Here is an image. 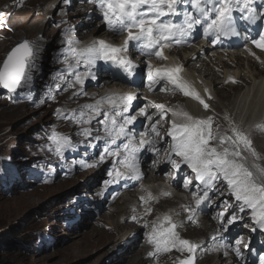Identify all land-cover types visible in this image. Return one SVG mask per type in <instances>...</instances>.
<instances>
[{
	"label": "snow or ice",
	"instance_id": "obj_1",
	"mask_svg": "<svg viewBox=\"0 0 264 264\" xmlns=\"http://www.w3.org/2000/svg\"><path fill=\"white\" fill-rule=\"evenodd\" d=\"M67 3L68 0H63ZM95 3L100 12L99 19L105 25V30L125 36L122 45L109 43L102 39L92 41L81 47L80 41L69 38L72 28L62 32L65 45L53 55L54 61L63 63L66 68L53 72L50 79L55 84H46L47 91L41 97L45 100H56L57 93L83 86L86 80H95L93 69L98 63L109 68L119 69L124 78H131L139 67L126 55L131 44L140 55L146 58V87L149 91L179 92L197 101L205 112H211L204 117H196L182 108H169L165 104L148 101L143 106L133 108L137 99L135 93H109L91 104L81 105L79 110H71L65 114L62 109H56L54 115L64 120H71L81 125L77 135L90 138L91 141L103 140V147L98 162L111 158L105 185L119 184L124 181L140 182L144 178L141 171L142 152L157 153V139L161 137L162 122L168 124L166 136L169 138L170 152L167 163L181 175L182 187L192 193L193 205L183 206L188 213L187 220L194 222L197 210L204 211L211 205L212 196H227L233 200L232 213L225 220L229 200L224 199L217 208L225 211L217 213L223 232L228 231V225L243 219L248 214L253 223L264 231V156L254 147L251 135L245 131L227 112L219 116L207 100L213 99L208 93L207 100L201 96L181 73L183 65L154 67L151 58L161 61L168 60L164 54L166 48L178 45H189L195 35L208 39L212 45H223L226 40L239 37L241 22L246 25L261 21L262 26L250 43L264 53V0H90ZM179 18V19H177ZM6 21H0V27ZM11 30V29H8ZM245 31H248L246 28ZM244 39L248 40L246 35ZM246 51L258 62L264 64L255 51L245 45ZM42 51L28 40L21 41L0 63V88L16 93L18 89L30 86L32 72L40 71L36 61ZM63 57V59H61ZM84 71H79L80 67ZM70 77V78H69ZM226 83H239L234 77H229ZM65 87L62 89L61 85ZM159 86L157 88L156 86ZM171 85V88H168ZM205 92H208L205 89ZM74 96H87L81 87L73 93ZM146 99V98H145ZM155 109L151 114L147 108ZM169 114L172 119L168 120ZM143 117V130L137 132V116ZM156 117L153 119V117ZM95 121L100 125L93 135V128L84 127ZM158 125L160 127H158ZM256 130L264 132V123L257 124ZM103 132V135L99 133ZM49 151L63 159L68 149L77 147L71 138L59 133L53 127L48 135ZM89 147H95L90 143ZM81 168L94 167L79 161ZM158 160L153 159L155 166ZM182 165L190 170L181 171ZM167 174V173H166ZM193 180L195 184H193ZM189 185H192L189 188ZM143 189V184L140 185ZM145 191H147L145 189ZM171 192L161 191L160 196H170ZM160 196H154L151 191L141 195L140 201L145 205L144 212L151 215L153 209L148 206L151 201H159ZM203 205V208L201 207ZM133 220L137 217L133 216ZM180 225L173 222L171 215L157 217L151 231L147 233L148 243L154 250L150 257L158 258L161 253L176 251L187 253V257L178 259L174 264H195L196 252L200 245L180 236L177 228ZM143 227L148 228L146 222ZM256 227L252 231H256ZM211 239L215 240L213 236ZM242 239L235 241L234 251L239 256ZM247 247V245H245ZM227 255V253H225ZM259 264H264V256L259 258Z\"/></svg>",
	"mask_w": 264,
	"mask_h": 264
},
{
	"label": "rangeland",
	"instance_id": "obj_2",
	"mask_svg": "<svg viewBox=\"0 0 264 264\" xmlns=\"http://www.w3.org/2000/svg\"><path fill=\"white\" fill-rule=\"evenodd\" d=\"M72 1L68 0L65 3L66 6L64 5L54 15L46 17L38 12L33 5L21 9L10 8L0 13L2 21H6L4 18L7 19L3 27H0V63L21 41L28 40L35 46L36 43H39L37 39L35 43L31 38L20 35L24 32L26 26L35 24L41 26L40 22L49 23L50 44L47 45L46 51L42 49L43 52H40L39 59L36 61L40 71L34 70L32 72L33 82L49 79L52 69L56 66H64L63 63L56 62L51 69L48 67V64L53 63L52 53L64 46L61 44V41L64 40L62 32L69 28L77 31L84 27V17L76 15L74 7L72 8L73 11L69 8ZM56 2L58 4L60 0L52 3L55 4ZM17 13L19 14L16 15ZM29 15L32 18L30 21L37 23L24 25L27 23ZM35 16L39 17L35 18ZM64 24H66V28L57 35L59 27ZM21 25L24 26L21 27ZM92 29H95L93 22L89 29L85 30V34ZM40 30L43 31V28ZM58 40H60V45L56 47ZM203 55L210 62V50ZM61 59L63 58L61 57ZM245 61H243L244 67L241 68L242 70L249 69V63ZM230 63L231 65H228L230 69H234L233 71L239 69L237 64ZM258 65L264 71V64L259 62ZM194 76L198 77L197 74H194ZM239 81L242 82L239 84L240 87L245 86V82L240 79ZM257 81L264 89V76ZM195 87L201 91L200 94L205 99L208 93L215 96L211 87L206 88L208 92L201 89L198 84H195ZM36 89L37 87L32 88L31 84L28 87L18 89L16 93H7L3 88H0V264H131L129 260L123 258L129 257V254H126L129 243L123 244L120 242L119 248L110 244L106 249L102 247L93 249L85 248L82 243H76L75 238H72L77 233L90 230L92 224L104 229V231L101 230L103 233H106L105 230L111 226L107 221L104 222L101 219L102 212L106 211V208L100 209V196L90 194V191H96V188L91 190L87 188L95 178L94 176L88 179L92 169L89 168L91 171L83 174V171L88 168H81L79 163L81 160L85 161L83 156H88V153H90L88 150L91 148L86 146V142L80 143L79 141L75 143L77 146L75 150H66L63 159L44 147L49 144L48 135L53 131V127L57 132L71 137L77 131L79 125H75L71 120H61V118L54 115L55 111L49 100H45L46 105L40 103L41 96L44 95L43 91H39L34 95L31 94ZM262 89L254 91L253 87H244V92L239 95H237L239 91L234 92L231 100L230 98L223 99L217 95L215 108L208 103L218 115H220L219 111L231 112V116H236L241 122L248 121L251 117L260 114H252L253 108H264V99L259 103L261 107L255 106L261 99L259 97L263 96ZM169 101L171 100L167 102ZM183 102L194 103L196 107L202 108L195 101ZM252 103L253 105L250 106ZM17 104L24 105L23 109L27 110L26 113L20 117L17 116L21 113L16 115L5 114L6 111L11 110ZM174 106L184 109L182 102L172 106L173 109H176ZM210 113L205 112V115H210ZM86 126L84 125V127ZM99 134L103 135V132ZM258 140L264 144V140L260 138ZM87 160L91 161L89 157H87ZM63 171L65 174L74 173V176L72 174L64 175ZM95 181L97 180L95 179ZM98 193L101 194V192ZM129 197L134 198L132 193ZM224 198L229 200L230 205L226 210L225 220H227L232 213L231 205L234 202L227 196H224ZM212 200L214 205L220 204L217 196H214ZM171 204L175 205L169 203L170 206H173ZM222 210L225 211V208L215 206L210 210L209 216L213 219V224L219 226L218 232H222L229 242H227L224 249V253L227 252V255L223 253V264H259V258L264 256V247H262L264 245V231L253 223L248 214L242 213L243 219L228 225V231L223 232L220 220L217 217V213ZM164 215H167V213L165 212ZM113 222L117 223L118 220L115 219ZM105 224L108 226L105 227ZM253 227H256L257 230L252 231ZM112 231H114V228H112ZM114 235H116L115 232ZM255 236L256 238H254ZM237 239H242V243L239 245V256L234 251ZM134 247L138 248L137 245ZM114 251L115 254H113ZM205 262L206 264H220L217 259Z\"/></svg>",
	"mask_w": 264,
	"mask_h": 264
},
{
	"label": "bare ground",
	"instance_id": "obj_3",
	"mask_svg": "<svg viewBox=\"0 0 264 264\" xmlns=\"http://www.w3.org/2000/svg\"><path fill=\"white\" fill-rule=\"evenodd\" d=\"M55 1L57 0H0V13H3L4 11L10 8L21 9L28 5L30 6L33 5L35 9L38 10V12H40L43 16L46 17L48 15H54L60 8L64 7L65 3L63 2V0H60L58 4L57 2L53 4L52 2ZM73 7H74V11H76V15L83 16L84 17L83 19L85 20H83L84 27L77 31H73L69 38L80 41L81 47L86 46L90 44L92 41L97 39H102L112 44H116L124 41L125 37L123 35H117L114 32L105 30V25L99 19L100 12L98 11L95 3L90 2V0H73L69 8L72 9ZM18 14L19 13H17L16 15ZM28 17L29 19L26 21L27 23H25L24 25L28 23H37L30 21L32 19L31 15H29ZM38 17L39 16H35V18ZM4 19L7 21L6 18ZM2 20L3 19L1 18L0 21ZM92 22L95 25V29L88 31V33L85 34V30L89 29ZM40 23L42 24L41 26H38L37 24L33 26L29 25L28 27L26 26V29L20 35H24L27 36V38H31L35 43L37 39L39 43H36V46L46 51L47 45L50 44L49 23L48 24H44L42 22ZM24 25H21V27H23ZM42 28L43 31L40 30ZM65 28H66V24L59 27L57 35L59 34L60 31L64 30ZM195 44L196 45H194L193 49L186 51L183 54H181V51L179 49L174 47L170 51V55H175L176 57L177 56L180 57V63L181 65H183L184 68L181 75L185 80L189 81L197 91L199 90L195 87V84H198V86L203 90L208 87L213 88L215 96L211 95L213 99L207 101L214 108H215V102L218 98L217 95L223 99L230 98L231 100L232 94L238 91L239 93L237 95L241 94L242 92H244L243 91L244 87L246 88L253 87L254 91L255 90L258 91L263 88L257 81L260 77L264 76V71L258 65L259 63L258 61L249 60L248 61L249 69L242 70L241 68L244 67V62H243L244 59L240 57L238 52H235L233 50H228L226 47V43L224 42L222 46L213 45V50H212L213 57H210L211 58L210 62H208L205 59L206 56H204L203 54L207 53L210 50V46L207 43H202L200 45L198 41L195 42ZM59 45H60V40H58L56 47ZM63 47H65V45ZM58 51L59 50H55L52 53L51 56L53 63L48 64L49 69H51L55 65L56 61H54L53 55ZM136 51L137 50L130 44L129 51L126 54L130 56H134L136 54ZM257 55L260 56L261 60H264V53L259 51ZM226 56H230V59L225 60ZM162 62L163 61L158 59V63H162ZM230 62H232L233 65L237 64L239 69L237 68L235 69V71H233L234 69L233 70L230 69V67L228 66L231 65ZM101 64L102 63H98L96 68L93 69L97 77L95 80H86L83 86L77 85L75 88H70L67 91L58 92L55 101L49 100L53 106L54 111H56V109L58 108L64 110L65 114H67V112L71 110L78 111L81 105L94 103L96 100L100 99V97L104 96L105 94H109V93L123 94L125 93L124 90L129 89L132 90L131 93H135L137 96V99L133 101L134 109H136L139 106H143L148 101L155 102L158 104L167 103L171 105L169 108H172L173 104L175 105L178 102H182L184 108L183 110L189 112L190 114H193L196 117L207 116L205 115V110L203 108L196 107L194 103L189 104L187 102H183L188 100L192 102L195 101L190 97H186L179 92L173 93L172 91H158V90L149 91L148 88L145 86L146 79H142L136 82H131L129 79L124 78L123 75L109 71L107 67L105 68L102 67ZM65 68H66L65 64L62 67L56 66L54 69H52L51 73L62 71ZM216 68H218L219 70L216 71ZM251 70L253 71L251 72ZM79 71L83 72L84 67L81 66ZM194 74H197L198 77H195ZM229 77H234V78L238 77V79L245 82V86L243 85L241 87L239 86V84L242 83L241 81L235 84L226 83ZM53 83H55V81L51 80L50 78L41 82L40 80H36L33 82L32 79V83H31L32 88L37 87V89L32 91L31 94L34 95L39 91H43L45 93L47 91L45 85L53 84ZM64 87L65 85L62 84L61 88L63 89ZM81 87L85 92L88 93V95L80 96V97L74 96L73 93L79 90ZM112 87H117V89L110 91V88ZM156 87L159 88L158 85ZM171 87H172L171 85H168V88ZM215 87L217 88L215 89ZM103 90H105V92H103ZM263 90L264 89H262V92H264ZM259 98L261 99L258 102L254 97V99L258 102L255 104V106L257 105L260 106L259 103L263 101L264 93L263 96ZM35 99L36 98L34 97V100ZM168 100L171 101L167 102ZM42 104L46 105L45 102ZM252 105L253 103L250 106ZM247 107H245V109H247ZM23 108L24 105L17 104L15 105V107L11 108V110L6 111L5 114L16 115L18 113H21L19 116H17L20 117L22 116V114L26 113L27 111L24 110ZM176 108L179 107L176 106ZM260 109H262V107ZM260 109H258V107L253 108L252 114H258V113L260 114H258L256 117H251L254 116L251 115L250 116L251 118L248 121H244L241 123V127L251 135V138L253 139L254 142V147L257 149L259 153H261L262 156H264V144L258 140V138L264 140V132L257 131L255 127L257 124L264 123V113H263L264 108L262 110ZM146 110L150 114L155 111V109L151 107L147 108ZM219 113L222 117L225 112L219 111ZM227 113L232 115L231 112H227ZM155 118L156 117L154 116L153 119ZM143 119L144 118L142 117V119L137 120V124L135 125L137 132L143 130L141 124ZM171 119L172 117L169 114L168 120ZM235 119L237 120L238 118L235 116ZM162 123H163V127L161 128V137H163V139H160L159 137L156 138L157 139L156 147L160 151L157 153H151L146 151L141 153L142 156L141 171L144 174V178L140 182L131 181L128 184V191L132 192L134 198L132 199L131 197L127 196V193L120 192L123 190H117L116 192H112L106 189L99 190V188L94 187L96 188L95 189L96 192H101V195L103 197L102 199L103 205L109 204L111 206L109 210L110 217L105 218L106 219L105 221H107L109 226L111 227H108L107 230H105L106 233H103L101 230L104 231V229L92 224L90 230H87L82 233H77L73 235L72 238H75L76 243L77 242H79L80 244L82 243L85 248H93V249L100 247L106 249L110 244H113V246L118 247L120 242H122L123 244L129 243L128 248L126 249V254L127 255L129 254V257H123V258L129 260L131 264H174V262L177 261L178 259L186 258L188 254L187 253L182 254L176 251H172L170 253H161L158 256V258L155 259L153 257H150L148 253L153 251L154 248L153 245L148 243L147 233L151 231L153 222L157 220V217L162 218V211H172L175 209V213L173 214L172 218H173V222L180 225L177 228V231L180 233V236L184 239H188L200 245V248L197 250L195 254L196 255L195 264H206L205 261L208 260V262L209 261L211 262L214 261V259L219 260V263L223 264V253L225 252L224 248L226 246L227 240L225 239L222 232H218L219 226L214 225L213 219L209 216L210 210L214 208L216 205H214V202L212 200L211 205L205 208L204 211L197 210L196 216L194 217V222H189L187 220L188 213L184 211L183 206L185 205L194 206L192 193L188 189L182 187L181 184L182 178L180 173L172 169L171 166L167 163V156L170 152V148L168 147L169 138L166 136L168 124L166 122H162ZM86 127L93 128V135H96L97 134L96 129L100 128V125L97 124L95 121H93L91 125H87ZM158 127L160 126L158 125ZM80 128L81 125H79L77 131L70 138L72 142H74L73 144L79 141L80 143L86 142L87 147H89L90 143L95 144V147H90L91 149L88 150V152H90L88 153V156H83L86 163L93 164L92 158L94 157L95 152L97 151L103 140L93 142L90 140V138H86L82 135H77L76 133L80 131ZM87 157H89L91 161H88ZM153 159L158 160V163L155 166L153 165ZM87 168H88L87 170L83 171V174L90 172L91 170L89 168L92 169L93 167H87ZM181 171H188L189 174L191 175L190 170L186 169L183 165ZM95 179L96 178H94L93 181L97 182L95 181ZM141 184H143V189L140 187ZM193 184H195L194 180H193ZM191 187L192 185H189V188ZM145 189L147 191H151L154 196H160L161 191L171 192V195L167 197L160 196L158 202L155 200L151 201L148 206H150L153 209L152 214L146 215L144 212L146 206L143 205L140 199L138 198V194L145 196L147 195V191H145ZM210 196L212 198L214 197L212 196V194H210ZM223 199L226 198L217 196V200L219 201V203H221ZM128 203H131L134 208L127 207L126 209L123 210L122 207L127 205ZM169 203H174L175 205L171 204L173 206H170ZM201 207L203 208V205ZM121 213L125 215V217L122 220H120V216H119V214ZM133 216L137 217V219L133 220L132 219ZM112 217H114V219H112ZM115 219L118 220L117 223L113 222V220ZM146 222L149 225L148 228L143 227V225ZM125 223L127 224L122 225ZM112 228H114V231H112ZM114 232L116 233V235H114ZM213 236L216 237L215 240L211 239ZM254 238H256V236ZM136 245L138 246V248L134 247ZM115 253L116 252L114 251L113 254Z\"/></svg>",
	"mask_w": 264,
	"mask_h": 264
},
{
	"label": "clouds",
	"instance_id": "obj_4",
	"mask_svg": "<svg viewBox=\"0 0 264 264\" xmlns=\"http://www.w3.org/2000/svg\"><path fill=\"white\" fill-rule=\"evenodd\" d=\"M112 88H115V87H112ZM5 91V90H4ZM5 92H7V93H9L8 91H5ZM163 104H165V103H163ZM102 145H103V143H101V145L99 146V148H101L102 147ZM98 157H99V149H97V151L95 152V155H94V157L92 158L93 160H97L98 159ZM64 175H66L65 173H63ZM95 174H97V175H95ZM104 171L102 170V169H100V171H99V169L98 168H92V171L90 172V176L88 177V179H91L92 177H94L95 176V178H96V180L98 181V179H100L101 177V180H103V177H104ZM73 176H74V173L72 174ZM88 179H87V181H88ZM87 181H86V186L88 185L87 184ZM94 181H91L90 183H89V185L87 186V188L88 189H90V187H91V185H92V183H93ZM94 185H95V182H94Z\"/></svg>",
	"mask_w": 264,
	"mask_h": 264
},
{
	"label": "water",
	"instance_id": "obj_5",
	"mask_svg": "<svg viewBox=\"0 0 264 264\" xmlns=\"http://www.w3.org/2000/svg\"><path fill=\"white\" fill-rule=\"evenodd\" d=\"M5 91H8V90H6V89H4Z\"/></svg>",
	"mask_w": 264,
	"mask_h": 264
}]
</instances>
